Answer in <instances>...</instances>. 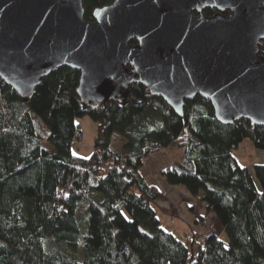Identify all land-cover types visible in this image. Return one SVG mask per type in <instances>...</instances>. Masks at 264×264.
Returning <instances> with one entry per match:
<instances>
[{"label":"trees","instance_id":"1","mask_svg":"<svg viewBox=\"0 0 264 264\" xmlns=\"http://www.w3.org/2000/svg\"><path fill=\"white\" fill-rule=\"evenodd\" d=\"M112 1L83 0L86 19ZM80 75L59 67L32 95L0 78V264H264V163L253 167L259 190L233 157L245 138L264 149V127L224 124L200 95L177 114L139 83L123 99L87 106ZM84 115L98 125L91 157L73 149ZM119 138L124 151L113 146ZM158 150L171 158L166 182L204 193L227 242L214 232L183 240L163 227L153 204L164 195L142 174Z\"/></svg>","mask_w":264,"mask_h":264},{"label":"water","instance_id":"2","mask_svg":"<svg viewBox=\"0 0 264 264\" xmlns=\"http://www.w3.org/2000/svg\"><path fill=\"white\" fill-rule=\"evenodd\" d=\"M93 14L83 0H0V78L32 95L70 66L87 106L139 83L177 114L200 95L220 122L264 127V0H113Z\"/></svg>","mask_w":264,"mask_h":264},{"label":"rangeland","instance_id":"3","mask_svg":"<svg viewBox=\"0 0 264 264\" xmlns=\"http://www.w3.org/2000/svg\"><path fill=\"white\" fill-rule=\"evenodd\" d=\"M75 123L78 124L80 131H81V139L79 141H76L73 145L74 153L77 155H80L81 157H91L93 150H94V139L97 136V122L93 120V118L90 115H84L81 117H77L75 119ZM114 148L118 151H124V144L125 140L122 138H119L118 140H114ZM52 147V146H51ZM53 149V147H52ZM158 152V151H157ZM155 153V152H154ZM153 154V153H151ZM151 154L145 159L146 167L147 170L149 169V163L151 160ZM233 157H235L239 164L242 166H248L252 171L254 175V180L256 181L257 187L259 190L262 189V185L260 181L258 180L257 176L254 173V165L256 163H264V149L257 148L254 145V142L250 138H245L244 141L239 143L237 147H234L233 150ZM172 186L173 190L171 192H166L162 191L163 197H161L153 206H155V209L157 211V214L165 219V223H168V220H173L172 222V227L177 229L176 224L178 226H182L183 222L181 221L183 219V214H185L186 209L190 207L191 205H203L204 203L201 201L203 194L201 193L198 196H194L193 194H190L186 189V186L181 184V185H173L169 184ZM160 189V188H159ZM171 207H174L170 211ZM197 207V208H198ZM198 211V210H197ZM205 216L204 219L202 216L196 212V215L198 216V219L201 220L202 224L198 223V226H200V229L198 232L190 230V227L186 229L180 228L182 231L181 232H175V234L180 237L181 239H187L189 237H192L195 235V237H200L205 238V236L209 233H217L218 236H221L222 240L227 242L228 241V235L223 233L222 225L218 222V220L213 216L212 213L208 211H204ZM172 213H176L177 216L176 218H173L174 215H172V219L170 216ZM182 219L180 220L179 218ZM207 220V221H206ZM206 221V222H205ZM186 233H188L186 235Z\"/></svg>","mask_w":264,"mask_h":264},{"label":"crops","instance_id":"4","mask_svg":"<svg viewBox=\"0 0 264 264\" xmlns=\"http://www.w3.org/2000/svg\"><path fill=\"white\" fill-rule=\"evenodd\" d=\"M125 145V144H124ZM151 160L149 163V169L147 170V167L144 166L142 168V174L145 175L147 181H149V183L151 184H155L156 186H158V188H160L161 191H166V192H171V190H173L172 186L169 185L163 174L161 173L162 170H164L165 168L169 167V165L172 164L171 162V158L168 154L167 151L165 150H158V152H155L153 154H151ZM188 191V189H186ZM189 192V191H188ZM164 193V192H163ZM190 193V192H189ZM165 194V193H164ZM204 204L203 205H191L190 207H188V209H186L185 214H183V219L182 217L179 218L183 224H182V229H186L188 228V226L190 227V230L198 232V230L200 229V226H198L197 222L202 224L201 220L198 219V216L196 215V212H198V214L202 217H204L205 212L207 211V204L202 201ZM198 207V208H197ZM174 207H171L170 211H173ZM198 210V211H197ZM169 215V213H168ZM172 215H174L173 218L179 217L177 216L176 213H172ZM172 215L170 216V218L172 217ZM176 216V217H175ZM214 216V214H213ZM158 217H160L158 215ZM161 221H162V225L163 227H165L168 231L170 232H181L182 230L180 229L181 227L178 226L176 224L177 229L174 230V228L172 227V222L173 220H168V223H165V219H163L162 217H160ZM172 219V218H171ZM207 221V220H206ZM205 221V222H206ZM188 233H186L187 235Z\"/></svg>","mask_w":264,"mask_h":264},{"label":"flooded vegetation","instance_id":"5","mask_svg":"<svg viewBox=\"0 0 264 264\" xmlns=\"http://www.w3.org/2000/svg\"><path fill=\"white\" fill-rule=\"evenodd\" d=\"M208 9H211V8H205V10L203 11L204 12V14L206 15L207 13H206V11L208 10ZM213 11H214V13L212 14V15H209V14H207V15H209V16H214V15H216V13H218V11L219 10H217V9H212ZM199 13V11H196V14H198ZM225 15H227L228 13H229V11H227V12H223Z\"/></svg>","mask_w":264,"mask_h":264}]
</instances>
